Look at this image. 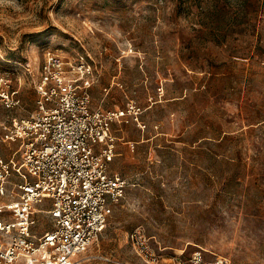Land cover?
<instances>
[{
    "label": "rangeland",
    "instance_id": "obj_1",
    "mask_svg": "<svg viewBox=\"0 0 264 264\" xmlns=\"http://www.w3.org/2000/svg\"><path fill=\"white\" fill-rule=\"evenodd\" d=\"M48 49L92 64L93 106L127 111L125 197L79 264H144L139 226L165 255L264 264V0H0V88L21 100L0 104V157H20L8 127L36 108Z\"/></svg>",
    "mask_w": 264,
    "mask_h": 264
},
{
    "label": "built area",
    "instance_id": "obj_2",
    "mask_svg": "<svg viewBox=\"0 0 264 264\" xmlns=\"http://www.w3.org/2000/svg\"><path fill=\"white\" fill-rule=\"evenodd\" d=\"M96 81L89 62L45 50L34 82L36 108L8 127L20 157H0V264H79L124 199L127 180L110 164L118 141L113 124L127 111L93 106ZM15 95L0 88V104L19 106ZM138 109L131 103L128 112ZM39 214L49 230H39L46 223ZM130 239L144 264H234L204 249L162 254L143 226Z\"/></svg>",
    "mask_w": 264,
    "mask_h": 264
}]
</instances>
